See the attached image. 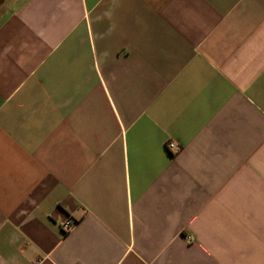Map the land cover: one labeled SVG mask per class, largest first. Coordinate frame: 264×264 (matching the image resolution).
<instances>
[{
  "label": "crops",
  "instance_id": "0c3cea01",
  "mask_svg": "<svg viewBox=\"0 0 264 264\" xmlns=\"http://www.w3.org/2000/svg\"><path fill=\"white\" fill-rule=\"evenodd\" d=\"M0 264H264V0H0Z\"/></svg>",
  "mask_w": 264,
  "mask_h": 264
},
{
  "label": "built area",
  "instance_id": "2783aa9c",
  "mask_svg": "<svg viewBox=\"0 0 264 264\" xmlns=\"http://www.w3.org/2000/svg\"><path fill=\"white\" fill-rule=\"evenodd\" d=\"M166 148L168 150H172L175 148V144L171 141L166 143ZM72 226V221H70V219H66L63 223H62V229L64 231H67L70 229V227Z\"/></svg>",
  "mask_w": 264,
  "mask_h": 264
}]
</instances>
